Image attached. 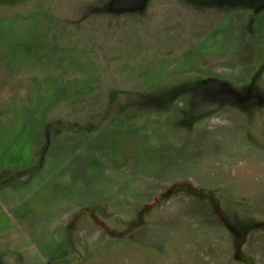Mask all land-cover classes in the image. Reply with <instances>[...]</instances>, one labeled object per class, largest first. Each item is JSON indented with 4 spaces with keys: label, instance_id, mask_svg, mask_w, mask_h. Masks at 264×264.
Here are the masks:
<instances>
[{
    "label": "rangeland",
    "instance_id": "374dc122",
    "mask_svg": "<svg viewBox=\"0 0 264 264\" xmlns=\"http://www.w3.org/2000/svg\"><path fill=\"white\" fill-rule=\"evenodd\" d=\"M0 264H264V0H0Z\"/></svg>",
    "mask_w": 264,
    "mask_h": 264
}]
</instances>
